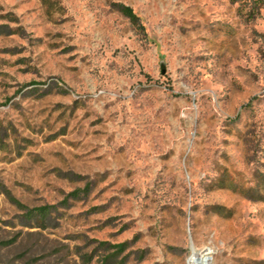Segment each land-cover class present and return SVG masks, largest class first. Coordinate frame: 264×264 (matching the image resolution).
Returning a JSON list of instances; mask_svg holds the SVG:
<instances>
[{"label":"rangeland","instance_id":"obj_1","mask_svg":"<svg viewBox=\"0 0 264 264\" xmlns=\"http://www.w3.org/2000/svg\"><path fill=\"white\" fill-rule=\"evenodd\" d=\"M237 7L0 0V264H264V8Z\"/></svg>","mask_w":264,"mask_h":264},{"label":"trees","instance_id":"obj_2","mask_svg":"<svg viewBox=\"0 0 264 264\" xmlns=\"http://www.w3.org/2000/svg\"><path fill=\"white\" fill-rule=\"evenodd\" d=\"M230 4L237 5V10L239 15L242 17L245 23L255 22L261 17V10L264 8V0H228ZM119 12L129 20L130 24L135 28H140L139 18L133 12L131 8L124 5L117 6ZM77 192H73L70 196H76ZM48 208L42 207L35 210H30L27 212L29 216L35 214L39 218L43 219L48 214ZM126 247V243L118 244L114 246L117 253L123 251Z\"/></svg>","mask_w":264,"mask_h":264},{"label":"bare ground","instance_id":"obj_3","mask_svg":"<svg viewBox=\"0 0 264 264\" xmlns=\"http://www.w3.org/2000/svg\"><path fill=\"white\" fill-rule=\"evenodd\" d=\"M210 253L206 250L201 252H193L188 259V264H210Z\"/></svg>","mask_w":264,"mask_h":264}]
</instances>
